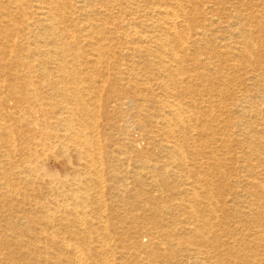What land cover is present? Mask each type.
<instances>
[{
	"label": "bare ground",
	"instance_id": "6f19581e",
	"mask_svg": "<svg viewBox=\"0 0 264 264\" xmlns=\"http://www.w3.org/2000/svg\"><path fill=\"white\" fill-rule=\"evenodd\" d=\"M60 1L63 0H35L37 6L35 9L41 11L39 13L43 16L42 22L47 29L53 32L50 37L46 38L47 40L41 39L44 46H52V48H47L39 54L40 57L43 55L46 61L44 65H39L37 71L44 79L50 81L51 70L47 64L55 66L63 84L61 86L56 83L51 85L50 82L49 85L57 90L61 104L55 112H41L42 108L36 106L34 99L25 91H19L12 83L6 86L9 96L0 100V107L8 104L24 118L25 115L31 114L20 120L21 115L16 114L15 117L11 113L9 116L19 120V123L0 121V157L3 158L1 161L4 164L2 165L0 161V174L3 173L0 177V186H7L8 183L10 186L15 184L10 187L11 189L14 187L12 194L0 195V222L4 223L0 224L4 226L0 228V240L10 234L14 238L16 249L20 251L18 253L1 251V253L4 254L7 264H41L42 262L46 264H111L112 262L108 260L110 257L114 258H111L112 261L114 260L112 264H117L115 262L116 251L111 247L112 234L119 238V242L116 243L118 246H126L124 245L126 231L143 218L132 213L135 217L130 221L128 215L131 212L128 211L125 212L126 215L120 216L123 220L116 223L112 221L114 193H112V171L115 173L117 170L112 169V162L108 163L103 158V153L112 152V147L110 150L109 145L101 147L103 138H108L105 133L107 125L99 126L98 124L97 126L96 119L90 117V105L86 104L81 94L86 89L85 84H93L95 80L94 77L86 75L89 72L88 69L75 67L80 62V48L78 49L74 43L76 40L74 34L68 33L67 25L62 26L66 15L65 8ZM78 2L82 4L84 0ZM175 4V7H169L170 9L164 8L163 5L154 9L153 15L158 19L163 33H155L148 38L158 43L157 54L152 52L151 55H154L159 62L154 64L156 67L150 68V71L137 74L139 79L142 77L147 80L145 83L155 81L165 92L169 91L172 85L182 88L192 86L191 80L194 77L191 75L183 77L184 70L182 73L177 68H168L165 65L166 60H163V52L170 54L168 62L177 67V63L181 62L178 59V53L169 50H176V47H180V51L185 53L191 41L195 44L199 39L206 40L202 36L205 35L203 29L193 35L190 32L187 35L179 34L177 29L180 27L184 29V25L177 16L179 2L175 0ZM237 15V19L243 24L237 22L234 36L244 45L243 50L249 51L252 47V33L247 24L252 19L239 15V13ZM173 31L177 35L175 40L170 36ZM220 38L216 36L214 41L219 43ZM168 45H171L170 49L167 48ZM222 45L219 47L223 50H219L218 46L210 50L212 55L206 58V61L209 60L206 62L208 66L211 65L210 61L217 57L227 59L234 56L237 58L234 52L226 51L227 46L223 43ZM239 52L237 55L240 56ZM71 55L73 58L69 60L68 57ZM93 56V60L98 62H101L104 57L102 51L93 53ZM213 68L217 73H224L217 63H213ZM26 84L29 85V83ZM31 84L34 91L40 89L36 82ZM108 89L112 90V81ZM151 90L150 88L143 89L146 94L151 93ZM13 94L17 97H13ZM233 95V106L246 114L247 105L244 104L245 100L248 101V97L242 100L238 94ZM178 96L177 93L168 95L166 105L168 113L163 115L160 121L161 123L164 121L165 128L162 129V136L158 135L160 137L158 144L166 155L163 157L160 169L157 166H152V169L153 171L161 170L160 175H163V178L159 179L155 174L150 175L149 178L151 186L149 193L153 196L150 195V200L154 199L156 203L153 212L155 214L159 213L158 211L173 213L174 219H170L173 215H165L163 219H156V222L151 221L152 227L141 235V237L158 239V250L152 254L153 259L148 258V260L154 263L158 262L161 257V264H187L188 260H192V264H264V238L260 237L256 231L250 234V231L255 229H260L264 233L262 226L264 223V183H248L253 188L252 191L256 192V195L254 194L257 197L254 201L258 202L256 211L252 209L254 202L248 200L247 193L250 192L248 189L245 188L246 193L243 194L235 191L239 181H235L233 186L228 183L227 188H223L225 197L216 198V192L222 193L221 182L227 181L223 165L230 152L226 148L230 144L242 145L243 143L232 132L231 124L235 120L231 118L226 120L219 129H214L203 122L201 125L198 119L193 121L188 115ZM37 99L39 100L38 96ZM11 101H14L15 105H11ZM102 101L101 106L106 119L108 118L106 108L112 103V98L106 96ZM159 102L161 103L160 100ZM233 114L231 113V116ZM1 115L6 116V114ZM156 124H160L159 120ZM233 124L240 136L244 133L249 135L250 130H253V125L251 124V128L250 123L243 119ZM192 126L194 130L200 126L201 134L206 135L209 141L207 138L196 137L199 131L195 134L191 133ZM92 133L99 136L94 135L93 137L90 135ZM45 135H48L47 140L51 142L47 143L43 140ZM101 135L102 139H100ZM17 142L25 146L20 149L17 147ZM132 149H135L134 145ZM206 149L209 150L206 151ZM41 155L44 158L40 159ZM188 156L191 158L189 161ZM19 157L22 160L19 161ZM51 157L53 162L60 158L63 160L65 171L63 176L49 171V166L52 165ZM127 160L132 159L127 157ZM243 162L249 163L247 160ZM4 166H8L9 169L19 168V172L24 175L4 171ZM138 169L144 168L138 167ZM205 171H207L206 177L202 175ZM120 173L122 179L129 178L121 170ZM213 177L217 178L218 184L213 185ZM172 190L175 193L168 194ZM127 191L128 187L120 189L118 194L114 193L113 198L120 197L121 201L126 204L128 197L125 192ZM205 198L208 202L203 207L201 204ZM164 199L168 204L161 206ZM245 202L251 206L250 213L240 209ZM141 206L146 208L143 201L131 204L132 209ZM233 216L239 221H245V223L248 221L252 224L250 228L246 227L247 234L240 230V235H238L237 230L229 229L228 223ZM100 234L102 235L99 236ZM233 239L238 244H234ZM135 245L137 251L134 253L130 246L126 248L127 251H121L125 250L124 248L118 249L117 254L121 257L125 255L124 253L128 254L123 257L126 260L121 258L125 264H131L133 261L130 258L139 259L141 252H147L148 245L146 247L139 241H135ZM0 250H3L2 247ZM158 251L159 255L156 254Z\"/></svg>",
	"mask_w": 264,
	"mask_h": 264
},
{
	"label": "rangeland",
	"instance_id": "374dc122",
	"mask_svg": "<svg viewBox=\"0 0 264 264\" xmlns=\"http://www.w3.org/2000/svg\"><path fill=\"white\" fill-rule=\"evenodd\" d=\"M78 1H60L65 8L66 15L62 26L67 25L68 33L74 34L76 37L74 43L78 46V49L80 48V62L75 67L79 68L80 66V68L88 69L89 72L86 75L94 77L93 79L95 80L93 84L86 83V89L81 94L86 104L90 105V117H94V120L96 119L95 123L97 126L98 124L99 126L107 125L105 133L108 138H103L101 147L109 145L110 150L112 147V152L107 148L110 153H103V158L108 163L109 161L112 162V169L117 170L115 173L112 171V193L118 194L120 189L128 187V191L125 192L128 197L126 204L121 201L120 197L113 198L115 196L113 193L112 221L116 223L123 220L120 216L126 215L125 212L128 211L131 212L130 215L127 214L128 219L129 217L131 219L130 221L135 217L132 213L143 218V220L141 219L139 223L133 224L126 231V241H124L126 246H118L116 243L119 242V238L115 237L114 234H112L113 244L111 243L112 246H109L116 251L115 262L121 264L123 261V264H125L124 260L126 258L123 257L128 254L124 253L125 255L121 257V255L117 254L118 249L124 248L125 250L121 251H127L126 248L130 246L134 253V251H137L135 241L142 242L143 245H148V247L146 246L147 252H141L139 259L130 258L133 261L131 264H161L160 256L158 262L153 263L148 260L158 250V239L141 237V235L152 227L151 221L156 222V219H163L165 215H173V213H160V211L155 214L153 208L156 203H154V199L150 200L151 194L149 193V189H151L150 175L154 176L155 174L159 179L163 178V175H160L161 170L153 171L152 166H157L160 169L163 157L166 155L158 144L160 138L158 135L162 136V129L165 128L164 121L162 123L160 121L163 119V115L168 113L166 105L168 103L167 97L170 93L179 94L180 103L187 110L193 121L198 119L200 123L203 122L214 129L222 128L221 126L224 125V122L230 118L235 121L243 119L249 122L250 126L251 124L253 125V130H250V136L247 133L240 136L239 131L234 128L233 122L235 121H232V132L243 143L242 145L230 144L226 148L230 152L229 157L225 161L226 163L223 165L227 181L221 182L222 193L216 192V198L225 197L223 188L226 189L228 183L233 186L235 181H239L235 191L243 194L246 193L244 189H248L250 191L247 193L248 200L254 202V205H252L253 211L257 210L258 202L254 201L255 198L257 199L255 196L256 192L252 191L253 188L248 183H264V0H177L179 2L177 16H179L180 21L184 25V29L181 27L177 29L179 34L187 35L190 32L193 35L203 29L205 35L202 36L206 40L199 39L198 43L195 44L191 41L185 53L180 51V47H176V50H169L178 53V59L181 62L177 63V67H174L175 64L168 62V55L170 54H164L163 52V60H166L165 63L167 64L165 65L168 68H177L182 73L184 70L185 74L183 73V77L188 75L194 77L191 80L192 86L182 88L172 85L167 92L163 91L155 81L145 83L147 80L142 77L139 79L137 74L150 71V68H155L154 64L159 62L154 55H151L152 52L157 54L158 43L148 38L155 33H163L162 28L159 27L158 19L153 15L154 9L160 5H163L164 8H174L176 5L175 0H84L82 4ZM0 5H2L0 6V100H4L9 96L6 86L12 83L17 86L19 91L22 90L29 94L34 99L36 106L42 108L41 112H55L61 104V98L58 96L57 90L52 89L49 83L51 82V85L56 83L61 86L63 83L59 73H57L55 66L49 63L46 64L51 70L50 81L44 79L37 71L39 65H44V61H46V58L43 55L40 57L39 54L47 48H52V46H44L41 39L47 40L46 38L53 33L52 30L47 29L42 22L43 16L39 13L41 11H36L35 0H0ZM238 13L252 19L247 24L248 29L252 33V47H250L251 50L249 51L243 50L244 45L234 36L237 22L243 24L237 19ZM170 36L173 40L177 37L174 31ZM216 36L222 37L219 39L221 40L219 43L214 41ZM222 43L227 46L226 49H228L226 51L234 52L237 58L234 56L227 59L217 57L210 61L211 65L208 66L206 62L209 60L206 61V58L211 57L212 53L210 50L214 46H223ZM167 48L170 49L171 45H168ZM218 49L223 50L221 47ZM99 51H102L104 56L101 62L93 60V53H98ZM238 51H240V56L237 55ZM72 58L73 55L68 57L69 60ZM213 63L219 64L224 73H217L213 68ZM111 81L112 90H109L108 85ZM32 82H36L40 89L38 88L37 91H34ZM26 83H29V85ZM148 88L152 89L151 93H144L143 89ZM142 91L143 93L140 94ZM221 91L224 92L222 93ZM235 93L242 100L248 97V101L245 100L244 104L247 105L246 114L233 106L232 100ZM106 96H111L112 103L107 105L108 118L105 119L101 105L103 103L102 100ZM13 97H17V95L13 94ZM14 101H11V105H15ZM24 106L27 105L24 104ZM230 111L234 113L232 116ZM11 113L15 117L18 114L8 104H4L0 107V121L12 124L19 123V120L9 116ZM1 114H6V116ZM20 115L22 117H20V120H23L31 114L25 115V118L22 114ZM158 120L160 124H156ZM190 130L191 133L194 132L193 134L199 131L196 137H200V139L207 138L206 135L201 134L200 126L196 130L192 126ZM90 135L93 137L99 136L93 133ZM47 136L45 135L43 140L49 143L51 141L47 140ZM100 139H102V135ZM207 140L209 141L208 138ZM133 145L135 149H132ZM24 146L25 144L17 142L18 148L21 149ZM209 149H206V151ZM127 157L132 160L128 161ZM42 158L44 157H40V159ZM2 159L0 157V161ZM50 159L52 165L49 166V171L63 176L65 172L63 160L60 158L53 162V158L51 157ZM18 160L22 159L19 157ZM189 160H191L190 156H188ZM244 160L249 161V163L243 162ZM1 163L4 165L3 161ZM146 164L148 165L146 166ZM138 167L144 169L141 170ZM3 170H7L10 173L14 172V174L19 173L20 176L24 175L19 172V168L12 167L9 169L8 166H4ZM120 170L129 177L127 180L121 178ZM206 173L207 171L202 175L206 177ZM2 175L3 173L0 174V177ZM27 175L29 174L27 173ZM214 184H218L216 177H213ZM14 185L11 184L10 186L8 183L7 186H0V195L8 196L12 194L14 187L12 189L10 187ZM171 193H175V191H169L168 194ZM151 197L153 196L151 195ZM137 201H143L146 208L141 206L134 208L135 210L132 209L131 204ZM207 202L208 199L205 198L201 205L204 207ZM163 204H168L165 199L161 206ZM240 209L243 212L250 213L251 206L245 202ZM170 219H174V215ZM1 223L4 224L3 222ZM228 225L231 231L237 230L238 235H240L241 231L247 234L248 229L246 227L252 224L248 221L247 223L239 221L233 216ZM262 226L264 228V223ZM3 227L0 225V228ZM214 230L216 231V228ZM255 231L259 233L260 237L264 238V233L260 229L251 230L250 234ZM13 240L14 238L10 234L0 240V247L3 249L0 250V264H7L1 251L20 252L16 249ZM233 242L238 244L234 239ZM156 254L159 255V251ZM111 258L114 259L110 257L108 260L113 263L114 260L112 261ZM186 262L187 264H192V260ZM41 264L46 263L42 262Z\"/></svg>",
	"mask_w": 264,
	"mask_h": 264
}]
</instances>
